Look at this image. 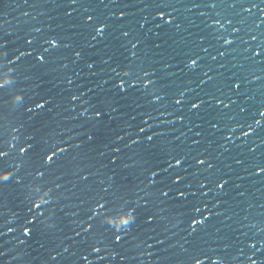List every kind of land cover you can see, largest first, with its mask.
I'll return each mask as SVG.
<instances>
[{"label":"snow or ice","instance_id":"snow-or-ice-1","mask_svg":"<svg viewBox=\"0 0 264 264\" xmlns=\"http://www.w3.org/2000/svg\"><path fill=\"white\" fill-rule=\"evenodd\" d=\"M180 4L181 0H23L16 4L17 8L27 9L21 12L23 17H29L32 9L54 8L67 24L65 28L58 24L46 33L39 27H26L13 41L0 37V209L8 208L10 188L20 193L18 203L3 213L6 218L0 222V257L15 251L18 256L13 259L24 264L23 258L35 249L43 253L40 264H171L169 256L174 254L182 257L175 264H205L209 260L211 264H264V221L242 225L246 230L238 234L229 224L217 223L221 216L218 209L229 203L223 197L227 195L226 186H233V177L209 173L194 187L192 181H185L188 173H169L168 169L181 165L186 157L173 156L160 141L161 133L149 132L150 114L134 111V107H139V97L153 105L167 95L158 87L161 77L156 68L147 58L138 63L142 58L137 53L162 49L180 31ZM138 7L152 10L156 39H150L151 29L147 33L142 31L144 21H138L135 32L132 27H125L131 24L132 10ZM190 7H238L251 15L252 9L264 8V0H231L227 4L225 0H191ZM225 22L232 24L233 19L227 18ZM6 23L0 20V28ZM213 25L223 27L219 19H210L206 27ZM233 31L239 29L234 27ZM81 36L88 38L83 44L77 42ZM109 36L119 41L131 58L115 61V67H109L111 75L105 79L106 89L81 87L76 82L80 73L66 77L70 89L67 102L73 109L80 108L77 116L82 118V133L74 139L71 135L58 136L42 130L43 126L34 121L50 101L39 96L43 102H38L20 84H26L37 67L48 65L62 53H70L71 57L64 67L83 62L92 71L96 61L87 59V49L100 51L96 45ZM232 43L231 39L223 40L224 45ZM261 52L264 48H258L253 55ZM218 55L223 57L225 52ZM109 60L112 57L104 63ZM201 61L202 56L192 52L182 60L189 72L199 69ZM20 77L27 79L22 81ZM205 80L212 81L213 77L204 72L200 83ZM229 83V90H239L243 81L233 79ZM14 91L20 95L15 97L17 107L10 115L8 101ZM173 99L175 105H182L184 92ZM208 100L214 101L215 106L227 107L222 98L209 96ZM205 103L204 99L189 101L192 109ZM214 105L209 103L207 107ZM260 115L264 117V108ZM117 116L119 123H114ZM176 119L183 121L185 117ZM255 124L259 125L260 120ZM210 127L218 129L219 120L210 123ZM250 132H254L251 126L242 135ZM224 143L219 147L223 148ZM193 159L199 166L197 173L216 166L208 155L198 154ZM162 161H166L167 167L161 166ZM242 162L235 161L238 165ZM250 166L249 175L264 176V160L254 159ZM69 168L76 180L72 187L79 186L83 198L79 201V219L65 224L62 210L53 207L57 200L54 187L62 186L53 187L51 178ZM98 174H104V178L97 182ZM235 187L239 188V184ZM166 208L170 216L165 215ZM227 211L225 207L224 220L230 221ZM177 224L184 225L183 235L173 242L171 238L177 233L170 229ZM221 228L226 229L225 243L223 251L217 252L207 244L214 235L219 238ZM174 249L177 251L173 252Z\"/></svg>","mask_w":264,"mask_h":264},{"label":"water","instance_id":"water-1","mask_svg":"<svg viewBox=\"0 0 264 264\" xmlns=\"http://www.w3.org/2000/svg\"><path fill=\"white\" fill-rule=\"evenodd\" d=\"M22 2L23 0H0V12L4 13L0 15V20L7 22L0 28V37L6 36L9 41H13L18 35L23 34L26 27H39L45 33L55 30L58 24L61 28L66 27L67 22L51 7L32 9L29 17H23L21 12L27 9L16 7V4H22ZM190 2L191 0H181V4L177 5V15L183 21L182 27L162 46V49L138 51L137 54L142 58L138 63H143L144 58L148 59L149 63L156 68L157 75L161 77L158 87L167 95L153 105L146 104L145 98L139 97L137 100L139 107H134V111L150 114L152 119L149 123L152 127L149 132H160V141L171 150L173 156L186 157L181 165L174 164L171 169H168L169 173L173 175L188 173L185 181H192L194 187L198 186L196 181L207 177L209 173L233 177L234 184L230 189L226 186L227 195L223 197L229 203L218 209L221 216L217 223L229 224L238 234L246 230L241 227L242 225H248L257 220L264 221V176L248 174L252 171L250 165L254 159L264 160V143H261L264 140V117L260 115V110L264 108V52L253 55L258 48H264V22H262L264 8H254L249 15L243 13L238 7L192 9ZM230 2L231 0H225L226 4ZM184 4L189 6L185 7ZM201 12H204L205 16H201ZM227 18H232L233 23H226ZM129 19L131 24L125 27H132L135 32L139 28L138 21H144L145 29L142 31L147 33L151 29L150 39H156L151 9L141 7L133 9ZM210 19H219L223 27L219 25L206 27ZM234 27L239 31L234 32ZM253 36L257 38L254 40ZM87 39L81 36L77 38V42L83 44ZM224 39H231L233 43L224 45ZM96 48L100 51L87 49V59L96 61L92 71H89L83 62L68 64L64 67L71 57L70 53H62L48 65L37 67L30 73L26 84H20V87L28 91L38 102H43L39 100V96H44L50 101L46 109L34 121L37 126H43L42 130L55 132L58 136L71 135L75 139L77 133H82L80 127L82 118L77 116L80 108L73 109L67 102L70 89L67 86L66 77L80 73L76 82L81 87L92 86L94 91L106 89L108 85L105 84V79L111 75L109 67H115V61L131 58L130 52L121 48L120 42L112 36L96 45ZM189 52L202 56L200 68L193 72L187 71L182 62L184 55ZM219 52H225V56H219ZM108 57H112V60L105 64L104 60ZM164 64H168V67L164 68ZM204 72H208L213 80H205V83L201 84L200 79L204 78ZM253 76H259L260 79L254 80ZM20 79L23 81L27 77H20ZM233 79L243 81L239 90H229L231 88L229 82ZM182 91L185 101L177 106L173 97ZM19 95V92L14 91L9 97L10 115L17 107L15 97ZM209 96L222 98L227 107L215 106L214 101L208 100ZM197 99H204L205 105L197 109L190 108L189 101ZM230 100L234 102L229 103ZM209 103L214 106L208 108ZM49 108L51 111H48ZM242 108L243 112H241ZM181 115L185 117L183 121L176 119ZM137 119L139 120V115ZM217 120L220 127L212 129L210 123ZM256 120H260L259 125L255 124ZM114 123H119L118 116ZM237 125L240 126L237 127ZM249 126L254 128V132L248 133L247 136L242 135ZM194 141L198 143H193ZM225 141L227 143H224ZM222 143H224L223 148L219 147ZM198 154L212 157L215 168L208 172L201 170L197 173L195 169L199 166L195 165L193 158ZM237 159L243 162L238 165L235 163ZM161 166L167 167L166 161H162ZM134 169L135 166L133 171ZM103 178L104 174H98L97 182ZM51 179L53 187L55 184L62 186L60 189L54 187L57 200L53 207L58 206L62 210L65 224L78 220L79 201L83 196L79 186L72 187L76 180L71 168L58 171ZM235 184H239V188H236ZM238 192H243L244 195L237 196ZM19 195L20 193L13 188L9 189L8 208L0 209V222L6 218L3 213H7L9 208H14L18 203ZM215 199L213 195V202ZM225 207L228 209L226 214L231 216L230 221L224 220ZM165 215H171L167 208ZM183 227V224H177L175 228L170 229L177 233L176 237L171 238L173 242L183 235ZM225 232L226 229L221 228L219 238L214 235L208 240L207 247L222 252ZM176 251L173 250V252ZM14 256H18L15 251L0 257V264H21L20 260L13 259ZM42 258L43 253L34 249L29 251L28 256L23 260L24 264H40ZM181 258L179 254L169 256L171 264H175ZM132 264L136 262L133 261ZM205 264H211V260L206 261Z\"/></svg>","mask_w":264,"mask_h":264}]
</instances>
